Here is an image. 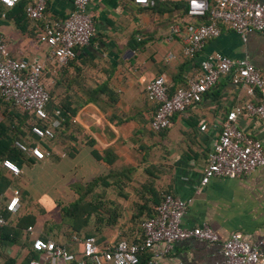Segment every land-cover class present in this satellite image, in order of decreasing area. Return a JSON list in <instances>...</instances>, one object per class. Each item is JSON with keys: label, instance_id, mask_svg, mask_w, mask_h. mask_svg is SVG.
I'll return each instance as SVG.
<instances>
[{"label": "crops", "instance_id": "obj_1", "mask_svg": "<svg viewBox=\"0 0 264 264\" xmlns=\"http://www.w3.org/2000/svg\"><path fill=\"white\" fill-rule=\"evenodd\" d=\"M70 8L71 0H48L45 17L61 20ZM88 10L95 33L60 68L51 66L43 44L26 36L12 21L1 23L0 34L10 55L40 60L49 70L44 82L52 102L73 112L71 124L60 133V145L53 143L48 157L22 165L7 186L5 194L17 189L20 195L19 205L6 224L13 226L27 216L30 230L22 228V244L29 246L31 239L43 235L72 251L71 236L60 224V207L75 200L77 192L94 178L114 173L120 177L115 187L110 179L106 184L89 185L91 192L103 193L97 197L98 202L121 208L116 224L102 228L101 238L93 236L99 246L124 239V231L132 224L131 209L135 203H142L139 195L148 196L142 185H151L159 193L167 191L190 199L183 226L204 222L217 236L215 243L178 241L162 256L161 264H222L221 242L232 233L249 244L261 241L259 249L264 252V164L247 175L217 177L199 185L220 121L226 111L246 99L244 91L232 84L229 76L220 77L197 104L173 114L169 126L161 132L149 128L156 105L144 93L145 83L157 75L171 91L197 72L199 61L209 53L246 59L264 79V33L251 31L242 41L233 31L223 29L189 59L181 53V36L167 34L169 25L180 20L177 10L151 11L131 0H90ZM30 26L27 23L24 31H30ZM201 123L205 124L202 131L198 128ZM237 125L260 141L264 153V129L259 121L243 116ZM93 152L111 158V162L96 159ZM3 173L7 174L4 169ZM57 224L59 228L54 227ZM139 234L134 229L130 241ZM23 247L13 244L5 250L23 256ZM155 247L160 249L162 244Z\"/></svg>", "mask_w": 264, "mask_h": 264}, {"label": "built area", "instance_id": "obj_2", "mask_svg": "<svg viewBox=\"0 0 264 264\" xmlns=\"http://www.w3.org/2000/svg\"><path fill=\"white\" fill-rule=\"evenodd\" d=\"M19 0H0V27L5 21V11ZM90 0H71V8L61 20L45 17L48 0H26L25 16L32 21H42V30L36 41L47 48V58L54 68L65 65L75 55V49L87 45L95 33V24L88 10ZM140 7H151L161 0H131ZM185 6L187 17H207L205 23L191 25L172 23L167 29L168 36H181V53L184 57L198 55L209 39L217 37L223 29L236 33L245 41L249 32L264 33V0H179ZM42 62L38 59L16 58L10 55L6 42L0 34V96L12 105L28 111L45 125L32 124L29 132L37 138L30 144L14 140L13 145L21 152L41 160L50 155V150L41 146L40 141L53 137V129L60 125L58 108L52 109V116L45 105L49 95L41 81ZM229 76L232 84L240 87L246 99L231 107L223 115L217 136L206 154L201 170L199 185L207 184L217 177L236 178L251 173L264 164V153L260 141L242 131L238 119L243 116L256 118L264 129V79L260 72L246 59H231L218 53L204 55L197 72L185 78L184 84L168 91L161 75L144 85V93L155 103L149 121L152 132L165 130L171 116L197 104L202 95L214 87L220 77ZM205 129V124L199 125ZM1 165L13 175L20 168L4 158ZM198 185V186H199ZM198 186L195 188L197 190ZM19 193L12 189L4 208L14 213L19 205ZM190 199H182L172 193H164L155 213L140 223L141 236L138 242L117 240L110 246H99L93 236H86L78 242L76 253L57 244L52 239L34 237L31 248L37 256L28 264H68L77 261L84 264H137V254L143 250L150 253L144 264H161L163 255L169 253L174 244L185 239H197L215 243L217 236L210 227L201 222L192 227L182 225ZM6 223L0 213V227ZM30 230V227L27 228ZM75 239L74 237H72ZM162 248L157 249L156 244ZM261 241L249 244L238 233H232L221 242L222 264H264V252L259 249Z\"/></svg>", "mask_w": 264, "mask_h": 264}, {"label": "trees", "instance_id": "obj_3", "mask_svg": "<svg viewBox=\"0 0 264 264\" xmlns=\"http://www.w3.org/2000/svg\"><path fill=\"white\" fill-rule=\"evenodd\" d=\"M26 4V0H19L13 7L7 9L5 12V21L10 20L13 24L18 28L22 33H26V36L32 37L36 40V36L42 30V21H32L28 19L24 14V5ZM143 9L156 11V12H164L168 10H177V19L178 22L174 23H188L191 25H198L201 23H205L207 21V17H187L185 12V6L181 1H169V0H161L157 1L151 7H141ZM3 9L0 6V10ZM186 19V20H184ZM27 23L31 24V29L28 32H25V26ZM191 59V58H189ZM51 64V63H50ZM52 67H54L51 64ZM49 70L47 67L42 64L41 68V81L46 88L49 100L45 105L46 112L49 116H52V109L58 108L60 112V125L53 129V137L49 140L40 141L42 147L50 150V146L53 143H57L60 145V133L64 131L71 123L72 111L69 110L66 106L59 104H54L51 100V93L49 88L44 82V76H48ZM185 80L181 81L180 85L184 84ZM179 85V86H180ZM0 213L4 216L5 220L10 216L11 213L7 212L4 208L5 202L10 197V194H5V190L7 186L10 184V181L14 180L18 175H13L7 169H5L1 165V160L7 158L16 164L17 167H21L22 165H28L32 163L33 157L21 152L14 145V140H21L24 142H28L30 144L34 143L37 138H35L30 132L29 127L32 124L37 125H45L46 122L41 121L34 117V115L28 111L22 110L19 107L12 105L10 102L3 100L0 96ZM163 131V130H162ZM161 132V131H159ZM96 159H101L106 163L111 162V158H104V156L100 157L96 152L92 153ZM3 169L7 174L3 173ZM128 178V177H126ZM110 179L112 184L115 187V183L120 180V177L116 176L114 173H108L105 176H98L94 178L92 181L86 184L84 190L77 192V198L72 202L67 203L64 206L60 207V215H61V223L66 226L67 231L64 233L66 235H70V244L78 245V242L81 241L86 236H99L100 230L106 227H112L116 224L118 216H120L121 208L115 204H110L106 206L104 201H97V197L101 196L102 192H91L89 190L90 184L95 183H103L106 184L105 180ZM143 188L146 189L148 196L143 198L141 195L139 197L142 199V203H135L131 213L132 225L136 226L138 231L140 232L139 236L133 238L129 242H138L141 236L140 223L143 219L151 217L156 210V207L164 193H170L164 191L162 193L154 190L151 185L148 187L142 185ZM19 193V191H18ZM120 194V192H117ZM20 195V193H19ZM27 216L20 218L18 221L14 223L13 226L8 224H4L0 227V252L4 249L9 248V246L13 244L23 245L26 247V251L18 264H28L30 258L36 257L37 254L31 248L30 245L25 243H21L19 241L20 233L23 228H28L30 226V221H28ZM92 218V222L90 225V219ZM138 222V225L137 223ZM140 222V223H139ZM60 224L55 225V228H59ZM121 229V228H120ZM131 228H129L130 230ZM28 231H26L27 233ZM79 233H82L80 235ZM42 239H46V236L40 235L38 236ZM74 237L75 239H73ZM101 238V237H100ZM32 240V239H31ZM125 240V239H123ZM127 241V240H126ZM55 242V241H54ZM57 244H60L56 242ZM97 243V242H96ZM64 246L66 249L71 251L67 245L60 244ZM23 247V248H24ZM73 252V250H72ZM77 252V251H76ZM78 257L79 253L76 254ZM138 263L144 264L145 261L150 257V253L147 250H143L137 254ZM89 263L85 261L84 264ZM4 264H15V259L6 258L4 260ZM68 264H78V262L72 261Z\"/></svg>", "mask_w": 264, "mask_h": 264}, {"label": "rangeland", "instance_id": "obj_4", "mask_svg": "<svg viewBox=\"0 0 264 264\" xmlns=\"http://www.w3.org/2000/svg\"><path fill=\"white\" fill-rule=\"evenodd\" d=\"M0 117H1V114H0ZM137 223V225H138V222H136ZM140 223V222H139ZM121 228V227H120ZM129 228H131L130 230L129 229H126L124 232H125V236H123L122 238H124L125 240H127V241H130V238H131V235H132V232H133V230L134 229H136L137 227L134 225H130V227ZM80 235H82V233H79ZM126 235H128V237H126ZM78 249V245H74V248H73V252L74 253H76L77 254V252H76V250ZM6 258H13V259H15V264H18V262L20 261V259L22 258V256H20V254H16V255H14L13 253H11V252H8L7 250H2L1 252H0V264H4V260L6 259Z\"/></svg>", "mask_w": 264, "mask_h": 264}]
</instances>
